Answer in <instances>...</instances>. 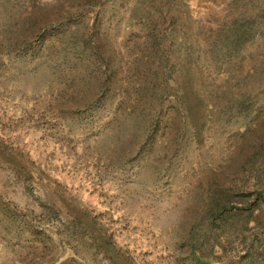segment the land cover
<instances>
[{"label":"rangeland","instance_id":"374dc122","mask_svg":"<svg viewBox=\"0 0 264 264\" xmlns=\"http://www.w3.org/2000/svg\"><path fill=\"white\" fill-rule=\"evenodd\" d=\"M0 264H264V0H0Z\"/></svg>","mask_w":264,"mask_h":264}]
</instances>
